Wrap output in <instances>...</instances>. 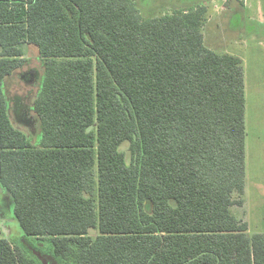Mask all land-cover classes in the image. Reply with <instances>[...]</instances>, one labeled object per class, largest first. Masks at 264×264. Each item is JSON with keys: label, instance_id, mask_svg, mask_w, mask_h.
I'll return each mask as SVG.
<instances>
[{"label": "trees", "instance_id": "trees-1", "mask_svg": "<svg viewBox=\"0 0 264 264\" xmlns=\"http://www.w3.org/2000/svg\"><path fill=\"white\" fill-rule=\"evenodd\" d=\"M205 13L0 0V185L24 234L0 237V264H264V234L232 213L246 190L244 65L205 45ZM30 45L45 61L37 143L2 91Z\"/></svg>", "mask_w": 264, "mask_h": 264}, {"label": "rangeland", "instance_id": "rangeland-1", "mask_svg": "<svg viewBox=\"0 0 264 264\" xmlns=\"http://www.w3.org/2000/svg\"><path fill=\"white\" fill-rule=\"evenodd\" d=\"M135 4L145 19L204 8L205 45L217 53L232 54L243 61L246 190L241 198L243 204L234 206L232 213L248 225L250 235L264 234V0H135ZM25 53V65L6 79L4 91L15 126L37 143L38 136L42 134V125L33 111V104L45 67L37 47L26 46ZM30 71H34L35 75L32 82L23 78ZM26 77L32 79L30 75ZM18 98L24 103L23 112L28 113L32 124L24 125L19 121L20 112L16 110ZM128 147L125 144L122 149L129 157ZM235 200H239V197ZM97 234L98 231L94 229L90 232L92 237ZM23 236L14 213L13 198L0 185V237L12 241Z\"/></svg>", "mask_w": 264, "mask_h": 264}, {"label": "crops", "instance_id": "crops-1", "mask_svg": "<svg viewBox=\"0 0 264 264\" xmlns=\"http://www.w3.org/2000/svg\"><path fill=\"white\" fill-rule=\"evenodd\" d=\"M26 47V46H25ZM25 47H24V50H25ZM24 60H25V58H26V53H25V55H24ZM42 59V58H41ZM42 61H43V63H44V67H45V61L42 59ZM25 63H26V60H25ZM25 63H24V65H25ZM23 65V66H24ZM44 74H45V68H44V73H43V77H44ZM28 75H30L31 77H32V79H30V80H28L27 79V77L26 76H28ZM34 71H30V72H27V74H24L23 75V78H25L28 82H32V80L34 79ZM43 77H42V79H41V84H42V81H43ZM5 81H6V79H5ZM5 81H4V83H5ZM4 83L2 84V91H3V93H4V95H5V97H6V99H7V101H8V106H9V100H8V98H7V96H6V93H5V91H4ZM40 90H41V87H40ZM40 90H39V92H40ZM39 94V93H38ZM38 96V95H37ZM18 106H24V103L23 102H21V100H20V98H18ZM9 115H10V113H9ZM11 117V116H10ZM11 120H12V118H11ZM13 121V120H12ZM14 123V122H13ZM19 129H21V128H19Z\"/></svg>", "mask_w": 264, "mask_h": 264}]
</instances>
